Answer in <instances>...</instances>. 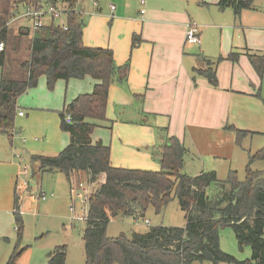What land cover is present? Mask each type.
<instances>
[{
	"label": "crops",
	"instance_id": "1",
	"mask_svg": "<svg viewBox=\"0 0 264 264\" xmlns=\"http://www.w3.org/2000/svg\"><path fill=\"white\" fill-rule=\"evenodd\" d=\"M218 2L80 0L77 12L83 21V44L110 49L115 65L127 66L113 78L106 118L95 121L91 134L93 142L100 140L110 147L112 166L160 170L152 152L164 135L182 142L186 149L183 171L193 176L207 170L218 176L233 163L234 146L243 141L256 140L258 150L263 146L264 7L254 2L253 9L235 16ZM55 3L64 6L67 2ZM65 21L66 17L57 24ZM188 22L198 25L200 44L185 41ZM12 24L29 29L23 20ZM230 53L236 55L234 60L228 58ZM220 56L223 59L216 62ZM200 58L216 62L215 85L194 71ZM96 82L89 75L59 79L53 93L46 87L45 76H40L36 86L17 98L13 127L8 133L0 129V227L10 226L15 195L20 202L33 190L30 174L45 173L30 172L28 162L24 164L27 175H22L15 139L24 143L23 136L35 130L42 140H27L30 156L35 149L56 155L65 134L69 142L68 133L60 128L59 113L78 95L90 93ZM59 89L67 91L69 100L56 96ZM228 125L250 133L237 143L235 133L225 128ZM79 174L74 173L70 185L78 186Z\"/></svg>",
	"mask_w": 264,
	"mask_h": 264
},
{
	"label": "trees",
	"instance_id": "2",
	"mask_svg": "<svg viewBox=\"0 0 264 264\" xmlns=\"http://www.w3.org/2000/svg\"><path fill=\"white\" fill-rule=\"evenodd\" d=\"M47 0H0V129L8 133L13 127L16 100L45 76L49 89L59 79L91 76L97 82L88 94H80L59 113L60 128L69 135L68 144L56 155L33 154L29 163L37 172L60 171L71 184L74 173L85 172L88 182L102 178L88 196L82 231L84 264H191L193 261L212 264H264V168L253 170L250 164L264 160V144L249 156L243 181L235 170L219 180L214 170L189 175L183 171L186 149L176 137L164 135L154 146L152 156L160 170L150 171L114 167L110 163V147L100 140L93 142L95 121L105 120L108 90L115 75L126 71L117 67L110 49L87 47L82 42L83 21L79 12L66 15L67 29L54 25L33 32L27 41L26 55L16 62L11 56L22 44L29 29L18 27L14 32L7 22L16 14L17 6L36 5ZM64 1L74 5L76 0ZM255 0H219L220 8H231L235 16L243 9H253ZM229 59L236 55L230 53ZM218 57L216 62L222 60ZM213 62V63H216ZM213 63L200 58L194 71L216 84ZM17 65L20 67H17ZM257 96L262 97L260 93ZM70 114L71 122H65ZM92 120V121H89ZM235 133L237 143L250 132L225 127ZM35 171V170H34ZM36 172V171H35ZM34 172V173H35ZM72 185H70L71 187ZM176 196L185 212L183 227L151 226L146 232L107 235L111 218L117 215L137 218L149 206L156 213ZM20 202L15 195V219L18 240L22 234ZM230 227L239 249L250 247V257L238 260L220 248L219 229ZM24 248L15 246L7 264H17ZM47 264H65L66 246H56L47 254Z\"/></svg>",
	"mask_w": 264,
	"mask_h": 264
},
{
	"label": "rangeland",
	"instance_id": "3",
	"mask_svg": "<svg viewBox=\"0 0 264 264\" xmlns=\"http://www.w3.org/2000/svg\"><path fill=\"white\" fill-rule=\"evenodd\" d=\"M255 5L264 7V0H255ZM259 8V7H256ZM56 22H61L57 19ZM19 25V23H16ZM9 28L14 32L17 31L15 24L9 25ZM33 35V31H29V35L24 36L22 44L19 48L15 49L17 53L11 56L13 61H17L19 58L23 59L27 52V41L30 40ZM25 49V50H23ZM17 67H19L17 65ZM20 68V67H19ZM47 87V84H46ZM48 88V87H47ZM57 88L53 86L51 92H56ZM62 89H59L60 100L69 98ZM55 96V99H56ZM64 98V99H63ZM65 99V100H67ZM73 99V98H72ZM70 99V100H72ZM69 100V99H68ZM69 102V101H67ZM41 103V102H40ZM92 121V120H89ZM29 136H23L25 138L24 143H20L15 139V146L19 148V155L21 156V164H28L29 156L32 151L25 146L27 140H35L40 142V137L35 130H31ZM249 139V138H248ZM68 142V137L62 140V144L58 152L63 149ZM255 143L256 140H254ZM249 140L243 141L241 146L235 147L234 159L229 167L223 168L218 173L217 178L219 180H225L229 170H235L240 181L244 180L245 177V165L248 164V156L254 154L258 147L255 143ZM35 143V141H34ZM20 147L24 149L21 150ZM34 154L38 155H50L49 153L40 152L39 149H35ZM57 152V153H58ZM157 161L156 159H154ZM30 165V164H29ZM253 170H261L264 168V160H255L250 164ZM30 172L35 171L29 166ZM192 173L194 170L191 171ZM22 178L20 181L22 182ZM31 180V186L33 190L30 194L23 195L20 199V214L22 217V234L20 240H18V234L15 225V219L12 215L10 226L3 228L0 227V264H7L8 258L15 246L19 249L24 248L22 254L17 260V264H47V254L56 246H66V260L65 264H84L85 255L82 241V231L85 226L84 224V212L87 210V203L82 200L79 196L70 195L69 183L66 180L64 174L60 171L45 172L42 174H36L29 178ZM76 179L79 182L78 190L81 192V188H85V194L90 195L101 183L102 178L98 177L95 182H88L89 178L85 172H80L76 175ZM44 191L48 195L52 193V196H48L45 200L37 198L38 192ZM74 201V211L70 210V205ZM185 212L179 207L178 199L176 196L162 209L161 212L156 213L152 206H149L144 215L138 216L133 219L132 217H123L122 215L115 216L107 226V235L115 237L119 233H124L130 236L132 232H146L149 227L163 225V226H175L183 227L185 224L184 218ZM146 220L148 223H146ZM220 237V248L222 251L234 256L238 260H243L250 257L251 251L249 246H244L239 249L233 230L230 227H223L219 229ZM191 264H212L210 262H198L193 261ZM227 264V263H219Z\"/></svg>",
	"mask_w": 264,
	"mask_h": 264
},
{
	"label": "built area",
	"instance_id": "4",
	"mask_svg": "<svg viewBox=\"0 0 264 264\" xmlns=\"http://www.w3.org/2000/svg\"><path fill=\"white\" fill-rule=\"evenodd\" d=\"M80 0H76L74 5H70L68 3H65L64 6H60L57 3H53L52 1H42L36 5H20L17 6L16 14L12 16V18L7 22V26L12 24L13 22H16L18 20H23L27 27L31 29L32 31H37L41 28H44L46 26L54 25L62 28L63 30L67 29L66 23L57 24V19H62L66 17L67 13L69 11H78V5ZM143 3V1H141ZM95 4V3H94ZM114 6H111V9H113ZM140 13H144V9L140 10ZM59 23V22H58ZM185 41L188 43L193 44H200V38H199V27L195 22H188L186 24V30H185ZM5 45L3 42L0 41V51L4 49ZM19 115H23L22 112L18 113ZM65 122L70 123L71 122V116L70 114H65ZM22 175H27V166H22ZM78 186H71L70 187V195L83 197L82 200L87 203L88 195L85 194L86 189L81 188V192L78 190ZM52 196V194H49ZM47 193L44 191L38 192L37 198L40 200H45L48 196ZM70 210L74 211V201L72 199V204L70 205ZM86 211L84 212V220L86 218ZM146 223L148 221L146 220Z\"/></svg>",
	"mask_w": 264,
	"mask_h": 264
}]
</instances>
